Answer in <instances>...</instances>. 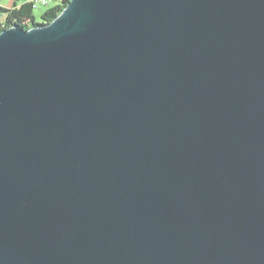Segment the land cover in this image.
<instances>
[{"label": "water", "instance_id": "obj_1", "mask_svg": "<svg viewBox=\"0 0 264 264\" xmlns=\"http://www.w3.org/2000/svg\"><path fill=\"white\" fill-rule=\"evenodd\" d=\"M0 264H264V0L0 32Z\"/></svg>", "mask_w": 264, "mask_h": 264}, {"label": "trees", "instance_id": "obj_2", "mask_svg": "<svg viewBox=\"0 0 264 264\" xmlns=\"http://www.w3.org/2000/svg\"><path fill=\"white\" fill-rule=\"evenodd\" d=\"M69 2L70 0H63L62 4L48 9L42 15V23H36L35 9L30 4H18V0H15L12 8L0 6V13L5 15V20L3 22L0 21V32L11 27H20L27 31L31 28L45 27L63 12Z\"/></svg>", "mask_w": 264, "mask_h": 264}, {"label": "rangeland", "instance_id": "obj_3", "mask_svg": "<svg viewBox=\"0 0 264 264\" xmlns=\"http://www.w3.org/2000/svg\"><path fill=\"white\" fill-rule=\"evenodd\" d=\"M6 3H12L15 2V0H4ZM23 0H18V4H22ZM63 0H50L49 4L44 7H40L38 9H35L34 15L36 23H42V15L48 10L51 9L59 4H62ZM13 6V4H12ZM5 20V15L0 13V21Z\"/></svg>", "mask_w": 264, "mask_h": 264}, {"label": "built area", "instance_id": "obj_4", "mask_svg": "<svg viewBox=\"0 0 264 264\" xmlns=\"http://www.w3.org/2000/svg\"><path fill=\"white\" fill-rule=\"evenodd\" d=\"M50 0H23L22 4H30L33 9L47 6ZM0 6H2V0H0Z\"/></svg>", "mask_w": 264, "mask_h": 264}, {"label": "crops", "instance_id": "obj_5", "mask_svg": "<svg viewBox=\"0 0 264 264\" xmlns=\"http://www.w3.org/2000/svg\"><path fill=\"white\" fill-rule=\"evenodd\" d=\"M12 4L14 5V2H12L11 4L10 3L8 4L4 0H2V6L4 8H12L13 7ZM1 22H3V21H1Z\"/></svg>", "mask_w": 264, "mask_h": 264}]
</instances>
